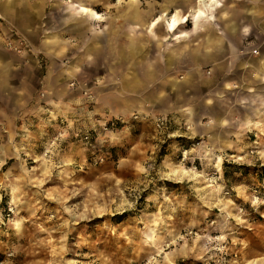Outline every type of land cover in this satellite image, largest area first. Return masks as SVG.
<instances>
[{
    "label": "rangeland",
    "instance_id": "374dc122",
    "mask_svg": "<svg viewBox=\"0 0 264 264\" xmlns=\"http://www.w3.org/2000/svg\"><path fill=\"white\" fill-rule=\"evenodd\" d=\"M59 1L123 23L136 63L125 85L56 81L62 95L39 63L27 98L0 63V264H264V0H220L180 43L147 27L193 0ZM228 17L246 36H219Z\"/></svg>",
    "mask_w": 264,
    "mask_h": 264
},
{
    "label": "crops",
    "instance_id": "0c3cea01",
    "mask_svg": "<svg viewBox=\"0 0 264 264\" xmlns=\"http://www.w3.org/2000/svg\"><path fill=\"white\" fill-rule=\"evenodd\" d=\"M57 1V6L54 7H48L49 3L43 1H0V9L7 22V27L0 32V63L6 66L7 72L4 90L22 98L35 95L40 88V75L43 70L39 63L49 64L46 68L47 80L44 88L52 91L57 89V94L62 95L60 92L68 91L66 85L59 87L58 83H65L66 79L72 78L90 80L92 84L95 80L105 84L106 81L120 79L125 85V80L129 78L126 69L136 63V49L130 47L134 50L130 51L125 47L124 24L117 22L110 26V23L108 25L105 21L97 22L87 18L82 21L79 16L65 11L66 5ZM246 14L245 19L248 18ZM121 19L123 22V17ZM225 19V28L222 32L220 30V37L226 32L235 35L238 31H243L242 34L246 36V25L238 26L234 22L235 17ZM127 20L136 25V18L128 17ZM165 34L170 33L165 30ZM8 39L15 44L18 43L17 39H20L23 42V51L16 53L10 50L6 45ZM179 51L182 52L181 49ZM195 51L194 57L191 58L194 62L211 63L205 56L204 45H198ZM64 63H68V70L65 69ZM98 110L105 113L101 115H107L103 107H98ZM40 112L41 109L35 108L37 121L40 119ZM120 112L125 113L127 109L119 110ZM56 116L64 115L57 112ZM31 121L28 120V125Z\"/></svg>",
    "mask_w": 264,
    "mask_h": 264
},
{
    "label": "bare ground",
    "instance_id": "6f19581e",
    "mask_svg": "<svg viewBox=\"0 0 264 264\" xmlns=\"http://www.w3.org/2000/svg\"><path fill=\"white\" fill-rule=\"evenodd\" d=\"M65 5V11L70 12L69 14L74 16H79V19L82 21H84L86 18L97 22L104 21L102 15H100L90 5L84 2L80 1L74 3L70 1ZM181 7L183 6H176L173 13L164 12V14H161L159 17L152 20L148 24L147 30L155 36V30L158 28L160 23H164L167 31L172 35V41L177 43L183 42L190 36L189 32L185 30V27L189 21L192 22L194 25V30L197 31L205 24L213 23L217 19L213 13H215L217 10L221 11L223 4L220 0H193V5L185 13ZM2 16L4 17L3 14ZM253 60H250V62L247 63H253ZM256 61L261 62V64H259L260 68H257V70L264 77V60L259 59L255 60V62Z\"/></svg>",
    "mask_w": 264,
    "mask_h": 264
},
{
    "label": "built area",
    "instance_id": "2783aa9c",
    "mask_svg": "<svg viewBox=\"0 0 264 264\" xmlns=\"http://www.w3.org/2000/svg\"><path fill=\"white\" fill-rule=\"evenodd\" d=\"M5 27H7V22L5 20V18L2 16L1 14V11H0V31H3L5 29ZM10 31H13L11 29H9ZM13 33L15 34V32L13 31ZM18 35L16 34V37ZM18 40V43L15 44L14 42H12L11 40L8 39V42H7V47L16 52V53H21V51H23L22 49V46H23V42L20 41V39H17ZM161 124H163V122H161Z\"/></svg>",
    "mask_w": 264,
    "mask_h": 264
}]
</instances>
